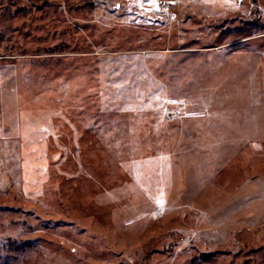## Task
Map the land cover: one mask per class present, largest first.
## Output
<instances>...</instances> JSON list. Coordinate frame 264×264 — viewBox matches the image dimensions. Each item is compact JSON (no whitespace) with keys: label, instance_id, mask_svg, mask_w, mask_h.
Listing matches in <instances>:
<instances>
[{"label":"rangeland","instance_id":"374dc122","mask_svg":"<svg viewBox=\"0 0 264 264\" xmlns=\"http://www.w3.org/2000/svg\"><path fill=\"white\" fill-rule=\"evenodd\" d=\"M0 264H264V0H0Z\"/></svg>","mask_w":264,"mask_h":264},{"label":"snow or ice","instance_id":"6c2138e0","mask_svg":"<svg viewBox=\"0 0 264 264\" xmlns=\"http://www.w3.org/2000/svg\"><path fill=\"white\" fill-rule=\"evenodd\" d=\"M148 2H149V3H152V2H153V0H148Z\"/></svg>","mask_w":264,"mask_h":264},{"label":"crops","instance_id":"0c3cea01","mask_svg":"<svg viewBox=\"0 0 264 264\" xmlns=\"http://www.w3.org/2000/svg\"><path fill=\"white\" fill-rule=\"evenodd\" d=\"M220 47V46H219Z\"/></svg>","mask_w":264,"mask_h":264}]
</instances>
